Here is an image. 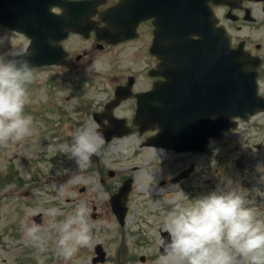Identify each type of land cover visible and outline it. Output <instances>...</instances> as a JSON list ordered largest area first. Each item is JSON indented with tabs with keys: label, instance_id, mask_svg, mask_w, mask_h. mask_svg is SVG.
Masks as SVG:
<instances>
[{
	"label": "clouds",
	"instance_id": "clouds-1",
	"mask_svg": "<svg viewBox=\"0 0 264 264\" xmlns=\"http://www.w3.org/2000/svg\"><path fill=\"white\" fill-rule=\"evenodd\" d=\"M11 40V32L0 26V144L30 135L33 123L32 116L25 114V106L29 99L27 85L35 74L34 65L26 57L34 53L14 49ZM102 144L103 134L84 126L60 151L82 168L99 153ZM58 214L57 209L49 210L53 218ZM41 228L32 223L26 226V233L38 241ZM91 228L88 209L78 206L60 225V254L68 259L78 247L89 245ZM165 230L170 239L161 241L164 251L156 264H264V219L235 189L175 205L167 214Z\"/></svg>",
	"mask_w": 264,
	"mask_h": 264
},
{
	"label": "rangeland",
	"instance_id": "rangeland-1",
	"mask_svg": "<svg viewBox=\"0 0 264 264\" xmlns=\"http://www.w3.org/2000/svg\"><path fill=\"white\" fill-rule=\"evenodd\" d=\"M251 31V32H250ZM236 32H239V36H242V33H249L252 34L254 41H261L264 39V29L256 30L254 28H243V30L240 32L236 30ZM16 46H12L14 49ZM98 66L103 69V71H106L107 65L105 62L97 63ZM44 73H41L39 76H34L33 81L31 82V87H27L28 89V102H37L46 99V91H49L50 87L48 86L47 82H38V78H45ZM36 84V85H35ZM35 89V94H33V89ZM251 126V127H250ZM36 131V127L34 122L31 126V133L30 135L25 136L24 138L20 140H9L6 144H0V173L4 172L3 170L7 169V164L12 163L13 168L15 171H17L18 174H20L24 178V182L21 183V185L18 186V188L15 190V188L12 187V190H15V193H12L11 195L8 194L10 187H6L5 185L0 189V197H8L10 200L6 198H2L0 200V203H3V206L1 207V218H0V230L4 229L6 223H8L11 219L15 217V211H14V204H10L8 208V221L5 218V203H50V201H57L58 203H61L60 208H56L58 210V215L55 217L61 218L62 221L56 219V223L53 226L49 225V220H45L44 223L41 225V232H40V240L44 247L51 249L53 243L55 241H58L59 235H60V225H62L65 221H67L71 216L67 217L65 216L69 211H66L68 204L65 201V195L67 197H74L77 196L78 192L76 191V188H74L71 192H67L65 190V187H68V183L64 180L63 177H58L55 181L54 186V192L53 195L46 193L44 191H41L39 188H41V181L35 179V173L39 171L41 165V162H39L40 153L44 151L43 145L39 139H36L34 137V133ZM228 136H240L242 139H245L248 141L249 144L246 142H240L238 143V140H232L230 144H221L217 143L216 148H218L221 152L225 151L227 147L235 148L238 152H255L256 156H258L260 159V163L258 165V168H263L262 173L257 172L259 177L252 176L254 179H256L259 184H263L262 187L259 188V190L253 188V199L251 200H259L264 203V112L259 113L258 115L252 117V119L248 123H241L239 128L232 132ZM250 137V140H249ZM235 141V142H234ZM238 143V145H237ZM257 144H261L262 146L260 148L257 147ZM260 154V155H259ZM61 162H56L55 164V172H58L59 174L65 173V168L63 165H60ZM48 168L52 169L51 166ZM220 171H216L215 174L219 173ZM58 174V175H59ZM202 177V174H200ZM218 178V176H217ZM210 187L204 186L202 183H199L201 185V188L197 190L198 194L196 195V199L203 197L205 195H208L212 192H223V191H229V190H237L240 195L244 196V192L240 190L242 183L244 181L241 180L239 182V179H242L240 177V174L237 170H231L230 173L227 175V178L225 181L223 180H217L213 177H210ZM239 182V183H238ZM208 185V184H205ZM209 187V188H208ZM25 193L29 194L28 196H25ZM103 201H106L107 196H103ZM187 203H190V201H187ZM40 206H45L41 204ZM46 207V206H45ZM29 212V217H31L33 214H37L39 211H43V207H32L27 208ZM50 210V209H49ZM49 210L44 211L46 213V216L49 214ZM48 212V214H47ZM257 212V211H256ZM50 216V215H49ZM53 218L52 216H50ZM107 218V217H105ZM32 223H36L34 220ZM31 223V224H32ZM37 224V223H36ZM154 227L149 228V237L148 242L146 243V246L148 247H156L158 245V241L156 239H152L153 235H157L158 225H163L162 219L156 220L154 223ZM98 232H95L94 238L91 239V242L87 246L78 247L76 252L68 259L63 257V264H91L89 260L88 253L91 251L90 247L93 242L96 241V239L100 238L101 235L97 234ZM15 243L10 241V238H3V240H0V264H21L20 260L22 259V252L21 247L17 246L19 244L18 242L14 241ZM17 243V244H16ZM19 249V250H18ZM83 253V254H82ZM82 254V255H81ZM47 256V254H45Z\"/></svg>",
	"mask_w": 264,
	"mask_h": 264
},
{
	"label": "flooded vegetation",
	"instance_id": "flooded-vegetation-1",
	"mask_svg": "<svg viewBox=\"0 0 264 264\" xmlns=\"http://www.w3.org/2000/svg\"><path fill=\"white\" fill-rule=\"evenodd\" d=\"M119 0H102L98 6V10L93 14L92 19L98 21L99 25H103L102 12L115 4ZM212 7L218 11H221L219 15L221 17H230L233 19L243 21H261V25L264 21V0H226L223 5H215L211 2ZM56 12H62V9L56 8ZM230 15V16H229ZM249 17V18H247ZM255 17V18H252ZM138 35L132 40L125 41L118 44H113L110 41L100 37L95 30H91L87 35H71L63 41L64 47L68 50L69 55L64 65H67L69 69H76L81 65H91L104 58H109L114 55L110 60L113 64L125 63L126 67L129 64H139L142 67L149 70L158 63V58L152 54L151 46L154 40L155 25L153 19H147L139 23L137 27ZM76 34V33H74ZM163 44H167L166 40H163ZM259 48L260 44H256ZM123 76L126 73L122 74ZM147 73L140 72L138 77H146ZM122 81H120L121 83ZM152 83L149 80L148 86ZM83 108H81L82 110ZM97 111L94 109L91 111V118ZM90 115L86 114V118ZM101 148L99 151L98 169L101 173L102 181L115 179L119 174L120 169L126 167L129 160L136 158L141 166L147 165L151 161V157L147 153L141 152H124L116 151L118 145H113L109 150ZM163 158H166V165H183L182 159L171 158L169 159L167 154H161ZM113 165L116 169L110 168ZM138 165H134V170ZM145 187H151L150 184H145ZM130 210H132V203H128ZM161 203H134L136 218L138 222V233L149 236V228L154 227L156 220L162 219L163 225H158L157 235L163 240L162 232H165V220L167 214L165 209L162 208ZM161 246V245H160ZM161 250V249H160Z\"/></svg>",
	"mask_w": 264,
	"mask_h": 264
},
{
	"label": "water",
	"instance_id": "water-1",
	"mask_svg": "<svg viewBox=\"0 0 264 264\" xmlns=\"http://www.w3.org/2000/svg\"><path fill=\"white\" fill-rule=\"evenodd\" d=\"M217 36H218V34H217Z\"/></svg>",
	"mask_w": 264,
	"mask_h": 264
}]
</instances>
